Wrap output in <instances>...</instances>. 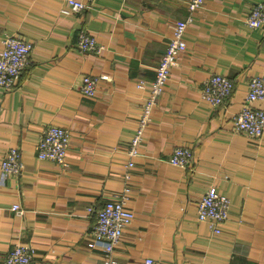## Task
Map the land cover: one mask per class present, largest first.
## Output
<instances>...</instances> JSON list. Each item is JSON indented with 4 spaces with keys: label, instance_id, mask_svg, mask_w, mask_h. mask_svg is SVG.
Listing matches in <instances>:
<instances>
[{
    "label": "crops",
    "instance_id": "0c3cea01",
    "mask_svg": "<svg viewBox=\"0 0 264 264\" xmlns=\"http://www.w3.org/2000/svg\"><path fill=\"white\" fill-rule=\"evenodd\" d=\"M0 0V50L8 34L33 43L28 67L0 87V162L20 150L23 170H0V261L16 244L33 248L32 264H106L92 241L95 210L125 187L134 216L114 248L117 264H264V135L232 128L247 80L264 75V28L244 20L257 0H204L191 14L187 48L172 68L151 120L128 165V148L175 21L188 0ZM86 30L96 51L77 47ZM84 74H107L93 96ZM212 74L234 83L228 100L212 105L200 87ZM144 81V89L136 84ZM254 106L264 109V100ZM70 133L64 164L40 160L34 149L46 126ZM176 146L191 163H168ZM213 187L230 200L229 217L214 232L196 216ZM23 210L17 214L12 205ZM92 208L90 211L89 208Z\"/></svg>",
    "mask_w": 264,
    "mask_h": 264
},
{
    "label": "built area",
    "instance_id": "2783aa9c",
    "mask_svg": "<svg viewBox=\"0 0 264 264\" xmlns=\"http://www.w3.org/2000/svg\"><path fill=\"white\" fill-rule=\"evenodd\" d=\"M68 8L80 11L86 7L82 0H66ZM204 0H188L189 15L185 19L175 21L167 46L161 55L159 64L155 67L153 80L147 88L148 93L142 103L135 134L130 140L128 165H132V158L136 155V146L143 136V131L151 120L152 108L157 97L163 92L172 68L178 63V58L186 48L184 37L185 29L191 20V14L202 7ZM244 23L250 29L264 28V0H257L245 16ZM77 47L81 51H96L98 43L93 35L86 30L78 33ZM33 43L18 34H8L3 40L0 50V87L10 88L15 78L25 70L30 61ZM107 74H84L79 90L83 95L93 96L101 80H107ZM139 89H146L144 81L136 84ZM233 82L222 74H212L203 81L200 87L201 97L212 105H221L230 96ZM256 100H264V75L252 76L247 80V89L244 102L232 116V128L250 137H260L264 134V110L253 107ZM70 133L60 124L51 123L46 126L42 135L36 140L34 149L40 160H48L56 165H63L66 151L69 148ZM191 149L187 146H176L167 161L169 164L187 168L191 161ZM0 170L4 175L19 174L23 170L22 155L18 148L10 147L0 162ZM129 189L109 196L101 207L95 210L96 221L90 235L93 243L103 247L106 264H117L114 258V248L120 241L124 229L133 219V210L127 205ZM229 198L208 188L197 203L196 215L200 220L208 222L214 232H219V223L229 217ZM15 213L21 214L23 210L18 203L12 205ZM91 211L92 208L90 207ZM33 248L16 244L1 259L0 264H32ZM141 264H158L152 257H146Z\"/></svg>",
    "mask_w": 264,
    "mask_h": 264
},
{
    "label": "trees",
    "instance_id": "16d2710c",
    "mask_svg": "<svg viewBox=\"0 0 264 264\" xmlns=\"http://www.w3.org/2000/svg\"><path fill=\"white\" fill-rule=\"evenodd\" d=\"M230 80H231V79H230ZM231 81H232V80H231ZM232 82H233V81H232ZM233 84H234V83H233ZM233 88H234V86H233ZM231 93H232V92H231ZM245 94H246V93H245ZM230 95H231V94H230ZM229 97H230V96H229ZM229 97H228V98H229ZM244 98H245V97H244ZM227 100H228V99H227ZM256 101H257V100H256ZM225 102H226V101H225ZM243 102H244V100H243ZM243 102H242V104H243ZM254 102H255V101H254ZM254 102H253V103H254ZM252 105H253V104H252ZM240 107H241V106H240ZM253 107H256V106L253 105ZM256 108H259V107H256ZM259 109H263V108H259ZM263 110H264V109H263ZM231 125H232V121H231ZM245 135H246V134H245ZM263 135H264V134H263ZM263 135H262V136H263ZM262 136H260V137H250V136H248V137L253 138V139H259V138H261ZM190 163H191V162H190ZM209 188H210V187H209ZM212 188H213V187H212ZM213 189H214V188H213ZM205 192H206V191H205ZM205 192H204V193H205ZM216 192H217V191H216ZM218 193H219V192H218ZM196 208H197V207H196ZM196 216H197V215H196ZM197 219H198V218H197ZM227 219H228V218H227ZM227 219H226V220H227ZM198 220H200V219H198ZM200 221H205V220H200ZM205 222H207V221H205ZM207 223H208V222H207ZM221 223H222V222H221ZM221 223H219V227H220V224H221ZM208 226H209V224H208ZM209 227H210V226H209Z\"/></svg>",
    "mask_w": 264,
    "mask_h": 264
}]
</instances>
